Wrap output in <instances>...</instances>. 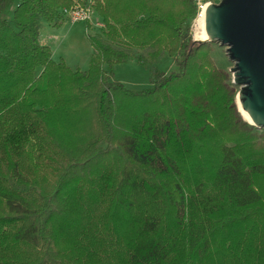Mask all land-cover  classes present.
Listing matches in <instances>:
<instances>
[{"label": "trees", "instance_id": "1", "mask_svg": "<svg viewBox=\"0 0 264 264\" xmlns=\"http://www.w3.org/2000/svg\"><path fill=\"white\" fill-rule=\"evenodd\" d=\"M74 0H0V264H264V128L244 120L193 0H103L107 37L152 48L150 87L39 42ZM166 53L177 69L155 64ZM106 66V68H105Z\"/></svg>", "mask_w": 264, "mask_h": 264}, {"label": "water", "instance_id": "2", "mask_svg": "<svg viewBox=\"0 0 264 264\" xmlns=\"http://www.w3.org/2000/svg\"><path fill=\"white\" fill-rule=\"evenodd\" d=\"M206 38L194 42H217L226 46L234 66L232 83L236 97L256 128H264V0H221L204 13ZM238 111L239 108H238Z\"/></svg>", "mask_w": 264, "mask_h": 264}, {"label": "rangeland", "instance_id": "3", "mask_svg": "<svg viewBox=\"0 0 264 264\" xmlns=\"http://www.w3.org/2000/svg\"><path fill=\"white\" fill-rule=\"evenodd\" d=\"M74 0L72 4L75 2ZM93 16L103 21L102 16L98 12L99 3L104 5L103 0H93ZM18 3V0H13L12 4L6 10L7 18L11 19L13 11ZM91 17V27L87 29V23L84 21L71 22L66 17H63L60 25L53 26L45 20H41L40 25V39L47 45L51 51V57L53 60L58 61L62 59L69 67L77 68L82 71L87 70L91 56L94 54V49L89 40V36L100 37L98 33L104 35L103 41L111 44L116 49H124L129 54L126 61L113 65V78L120 81L130 90H140L150 87L149 83V67L138 63L137 57L148 58V53L152 48L147 47L145 49L129 48L122 40H111L106 35L108 31V25L105 21V27L98 29L94 27V17ZM197 17L193 18L191 23L188 24V32L192 39L195 37V25ZM101 38V37H100ZM213 50L211 57L213 58L217 67L224 69L229 73L230 83L235 86L236 95L238 86L232 83L233 76L230 69L234 66L232 60L229 59L226 53V46H222L217 42H212ZM155 66L164 71L169 72L176 70V64L172 57L163 53L158 59ZM106 68V66H105ZM235 95V104L238 110L237 97ZM240 112V111H239ZM241 114V113H240ZM242 116V115H241ZM243 118V117H242ZM244 119V118H243ZM245 120V119H244ZM258 131H262L263 128H257Z\"/></svg>", "mask_w": 264, "mask_h": 264}, {"label": "built area", "instance_id": "4", "mask_svg": "<svg viewBox=\"0 0 264 264\" xmlns=\"http://www.w3.org/2000/svg\"><path fill=\"white\" fill-rule=\"evenodd\" d=\"M196 7V17H198L202 12L205 13L206 8L210 4H218L221 0H193ZM93 0H76L70 7L62 8L63 16L69 19L71 22L84 21L87 23V29L91 27L90 20L93 16ZM94 17V27L98 29H103L105 24L103 21Z\"/></svg>", "mask_w": 264, "mask_h": 264}, {"label": "bare ground", "instance_id": "5", "mask_svg": "<svg viewBox=\"0 0 264 264\" xmlns=\"http://www.w3.org/2000/svg\"><path fill=\"white\" fill-rule=\"evenodd\" d=\"M195 37L199 38V39H204L206 38V34H205V29H204V12H202L196 20V25H195ZM237 104H238V108L240 110V112L242 113L243 117L246 120H250L248 115L246 114V112L244 111V109L242 108L238 98H237Z\"/></svg>", "mask_w": 264, "mask_h": 264}, {"label": "crops", "instance_id": "6", "mask_svg": "<svg viewBox=\"0 0 264 264\" xmlns=\"http://www.w3.org/2000/svg\"><path fill=\"white\" fill-rule=\"evenodd\" d=\"M39 42H40L41 44L45 45L44 42L40 39V34H39Z\"/></svg>", "mask_w": 264, "mask_h": 264}]
</instances>
